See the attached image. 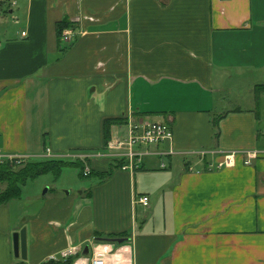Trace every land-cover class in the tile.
<instances>
[{
  "label": "crops",
  "instance_id": "obj_1",
  "mask_svg": "<svg viewBox=\"0 0 264 264\" xmlns=\"http://www.w3.org/2000/svg\"><path fill=\"white\" fill-rule=\"evenodd\" d=\"M263 94L264 0H0V154L87 158L95 172L45 193L42 176L0 206V264L72 248L111 264H264ZM110 119L124 121L110 142L140 121L174 138L124 172L106 156Z\"/></svg>",
  "mask_w": 264,
  "mask_h": 264
},
{
  "label": "built area",
  "instance_id": "obj_2",
  "mask_svg": "<svg viewBox=\"0 0 264 264\" xmlns=\"http://www.w3.org/2000/svg\"><path fill=\"white\" fill-rule=\"evenodd\" d=\"M22 35L26 36V33H22ZM77 35L76 30L67 28L62 33L61 42L65 46H69L77 38ZM173 138V130L168 124L144 121L131 122L128 127L127 135L109 143L107 146L109 152L106 156L120 164V170L135 173L141 167L143 159L151 154L149 151H143L144 148L171 142ZM170 154L173 155L174 152L171 151ZM200 155L205 156L206 153H200ZM255 156V154H249V158ZM235 158V152L228 153L225 156L224 162L219 164V168L234 166ZM27 160L29 159L26 156L0 154V167L6 162L20 166ZM246 164H250V161L246 162ZM164 166L165 165H163V167ZM89 174L90 169L87 168L85 175ZM139 203L148 207L150 199L148 197H142L139 199ZM76 254L75 249L72 248L62 252L59 257L53 256L51 259L57 260L61 258L67 261L70 258L76 257ZM109 255L110 253L105 250L100 252L96 251L91 258H76L72 264H111Z\"/></svg>",
  "mask_w": 264,
  "mask_h": 264
},
{
  "label": "trees",
  "instance_id": "obj_3",
  "mask_svg": "<svg viewBox=\"0 0 264 264\" xmlns=\"http://www.w3.org/2000/svg\"><path fill=\"white\" fill-rule=\"evenodd\" d=\"M67 28H73V26L67 21H63L58 25V34L60 41L62 38V33ZM122 120L110 119L106 120L104 124L105 133V145H109L111 140V129L113 126L121 124ZM214 127L218 128V122H214ZM219 138V132H216V139ZM89 160H48L44 162H36L33 160H27L23 165L16 166L10 162L4 163L0 167V206L6 205L13 200H18L22 198V190L30 181H35L38 178L46 175H53L56 180L60 179L62 173L65 169L73 168L79 171V177L82 179H89L95 175V172L89 165ZM90 169V174L85 175L86 169ZM117 168L120 169V164H117ZM114 168H111V171ZM111 172L103 175V177H108ZM97 237L103 238L107 237L109 239H119L122 235H103L96 234ZM76 257L70 258L67 261L58 258L57 260L50 259L41 264H72ZM16 264H26V262H19Z\"/></svg>",
  "mask_w": 264,
  "mask_h": 264
},
{
  "label": "rangeland",
  "instance_id": "obj_4",
  "mask_svg": "<svg viewBox=\"0 0 264 264\" xmlns=\"http://www.w3.org/2000/svg\"><path fill=\"white\" fill-rule=\"evenodd\" d=\"M261 102H262V106L264 109V94L261 97ZM228 105H231L230 107H233L232 103L228 104ZM87 180H89V179H82L79 177V171L77 169H68V170H65L64 175L60 181H59V179L56 180L53 175H46L43 177V179H41V181H39L40 183H38V184H39V186L42 184L46 185L43 187V190H42V193H45L46 189L50 188L51 187L50 185H53L55 183H56V186H58V188L61 189L62 187H64L63 185H65V184H69V185H72V187H75V186H80L81 183L85 184L87 182ZM32 182H34V181H30L28 183V186H30L32 184ZM29 188H31V187H29Z\"/></svg>",
  "mask_w": 264,
  "mask_h": 264
},
{
  "label": "water",
  "instance_id": "obj_5",
  "mask_svg": "<svg viewBox=\"0 0 264 264\" xmlns=\"http://www.w3.org/2000/svg\"><path fill=\"white\" fill-rule=\"evenodd\" d=\"M122 242L123 240H117ZM14 253L16 258H21L23 261L28 259V243H27V230L23 228L20 232L14 234L13 238Z\"/></svg>",
  "mask_w": 264,
  "mask_h": 264
}]
</instances>
